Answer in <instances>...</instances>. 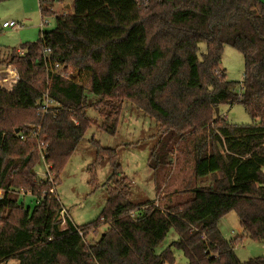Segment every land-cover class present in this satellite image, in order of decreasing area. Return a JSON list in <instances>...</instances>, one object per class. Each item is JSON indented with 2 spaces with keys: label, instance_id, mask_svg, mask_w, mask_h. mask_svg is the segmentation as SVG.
Masks as SVG:
<instances>
[{
  "label": "trees",
  "instance_id": "1",
  "mask_svg": "<svg viewBox=\"0 0 264 264\" xmlns=\"http://www.w3.org/2000/svg\"><path fill=\"white\" fill-rule=\"evenodd\" d=\"M65 1L39 0L55 28L9 52L5 71L14 69L18 81L0 87V264H175V250L187 264H264L241 262L235 248L243 239L220 231L235 212L245 236L264 242V0H73V14L56 15L54 5ZM226 46L244 58L240 94L220 68ZM89 93L108 132L127 102L156 122L150 169L172 167L175 150L191 148L195 183L211 178L210 186L199 183L168 209L135 205L117 152L93 141L96 162L107 159L113 170L108 201L96 221L76 227L50 191L94 124ZM46 96L58 105L48 114ZM233 104L251 125L220 115ZM40 143L54 184L36 174ZM20 193L40 203L25 208ZM103 222L109 228L89 242ZM172 230L178 240L157 253Z\"/></svg>",
  "mask_w": 264,
  "mask_h": 264
},
{
  "label": "rangeland",
  "instance_id": "2",
  "mask_svg": "<svg viewBox=\"0 0 264 264\" xmlns=\"http://www.w3.org/2000/svg\"><path fill=\"white\" fill-rule=\"evenodd\" d=\"M69 1L73 3V0ZM55 9L58 11L59 6L55 5ZM8 18H12L19 25V28L16 30L2 29L3 21ZM43 21L50 22V25L43 28ZM55 25L54 15L43 16L41 14L39 0L1 2L0 71L5 72L9 52L12 49L20 50L22 45L37 42L41 32H49L55 28ZM202 48L204 49V46ZM220 68L226 72L227 80L235 84V92L240 94L245 69L243 55L232 47H224ZM15 79L17 78L13 76L5 80H11V82L9 81L11 86ZM1 83L2 79L0 85ZM3 85L5 88L6 84ZM87 96L89 107L86 114L88 118L93 120L94 124L87 130L82 142L64 167L55 187L58 200L76 227H83L96 221L101 216L108 201V187L113 170L107 159L99 163L96 162L97 148L93 141L99 143L103 149H111L117 152V162L120 165L118 174L120 177L129 180L133 204L156 202L160 208L168 209L192 197L191 191L200 182L197 185L193 176L194 156L191 154V148H189L190 155L188 153L181 154L179 149L175 150L174 165L154 171L148 167V162L160 141L156 122L127 102L122 107L113 134L102 128L106 121L95 107L98 102L97 98L91 93ZM220 115L233 125L252 124L251 117L240 104L221 106ZM45 173L46 168L43 164L36 167L38 177L42 178ZM209 179L211 178L202 182L203 184L200 183V186H206L204 184ZM3 193L0 191V196ZM23 194L18 195L19 203L24 204L25 208L33 210L36 203L35 199L29 194H26L27 196H23ZM108 228V224L103 222L97 232L91 233L88 241H99ZM220 231L227 240L243 239L235 248L236 255L241 262L264 258V242H255L245 236L235 212L228 214L221 222ZM177 240V233L174 230L170 231L166 240L157 249V253L162 252ZM174 256L175 264H187L188 261L182 251L175 250ZM1 264H18V262L12 259Z\"/></svg>",
  "mask_w": 264,
  "mask_h": 264
},
{
  "label": "built area",
  "instance_id": "3",
  "mask_svg": "<svg viewBox=\"0 0 264 264\" xmlns=\"http://www.w3.org/2000/svg\"><path fill=\"white\" fill-rule=\"evenodd\" d=\"M49 25H50V22H48V21H43V23H42V27L43 28H45V27H47ZM18 28H19V25L17 23H15V22L4 23L2 25V29H12V30H16ZM19 54L20 55H23V52L22 51H19ZM55 69L58 70L59 67L56 66ZM56 106H58V105L56 103H54L53 101H51L48 98V96H46L45 97L44 106H43V113L44 114H48L50 112V109H52L53 107H56ZM25 139H26L25 136L20 135V140L23 141ZM43 149H46V146L44 144L40 143L39 144V150L41 152V154H40L41 155V160L43 162V165L46 168V173H45V175L42 178H40V177L39 178L42 179V180H46V181H48L51 184H54L53 183L54 177H53V174H51L50 167L46 164V161H45L46 154L42 151ZM50 193H51L52 196H54V195L56 196V190H55V188L52 189L50 191ZM23 196H27V195L26 194H23ZM39 203H40V200H37L36 201V204H39ZM131 214H133V213H131ZM81 235H82V233H81Z\"/></svg>",
  "mask_w": 264,
  "mask_h": 264
},
{
  "label": "crops",
  "instance_id": "4",
  "mask_svg": "<svg viewBox=\"0 0 264 264\" xmlns=\"http://www.w3.org/2000/svg\"><path fill=\"white\" fill-rule=\"evenodd\" d=\"M55 5H58L59 6V10L58 11H56V9H55ZM54 5V7H53V12L56 14V15H71L72 14V12H73V3H71L69 0H66L64 3H62V4H55ZM65 13H64V12ZM4 23H9V22H14V20H12V18H8V19H6V20H4L3 21ZM3 23V24H4ZM2 24V25H3ZM6 75V76H5ZM13 76H15L17 79H15V81L12 83V85L11 86H13L17 81H18V76H17V73L15 72V70L14 69H8L7 71H5V72H1L0 71V78L2 79V83H1V85H0V87H3L4 85L3 84H6V87L4 88V89H6L7 91H10L11 89H10V84H9V81L11 82V80H5L6 78H8V77H13ZM0 79V80H1ZM14 80V79H13ZM211 182H212V180L211 179H209V181H207L204 185H206V186H210V184H211ZM203 186V185H202ZM57 195V194H56ZM226 218V217H225ZM224 218V219H225ZM224 219H223V221H224ZM223 221H221V222H223ZM221 224V223H220ZM235 252H236V250H235Z\"/></svg>",
  "mask_w": 264,
  "mask_h": 264
},
{
  "label": "water",
  "instance_id": "5",
  "mask_svg": "<svg viewBox=\"0 0 264 264\" xmlns=\"http://www.w3.org/2000/svg\"><path fill=\"white\" fill-rule=\"evenodd\" d=\"M217 114L219 113V109H217ZM19 133V131L18 130H16V134H18Z\"/></svg>",
  "mask_w": 264,
  "mask_h": 264
}]
</instances>
